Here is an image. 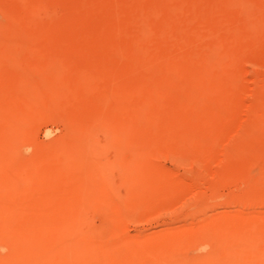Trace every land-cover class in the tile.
<instances>
[{"label": "rangeland", "instance_id": "obj_1", "mask_svg": "<svg viewBox=\"0 0 264 264\" xmlns=\"http://www.w3.org/2000/svg\"><path fill=\"white\" fill-rule=\"evenodd\" d=\"M0 51L12 224L150 262L264 228V0H0Z\"/></svg>", "mask_w": 264, "mask_h": 264}, {"label": "bare ground", "instance_id": "obj_2", "mask_svg": "<svg viewBox=\"0 0 264 264\" xmlns=\"http://www.w3.org/2000/svg\"><path fill=\"white\" fill-rule=\"evenodd\" d=\"M12 33L13 32H11V34ZM121 117L123 118V116ZM115 121L118 120L116 119ZM125 126L124 129L122 127L123 130H125ZM119 127L121 128V126ZM4 165L5 163L3 164V166ZM2 170H4V168H2ZM4 171L7 170L5 169ZM9 186L10 185L6 182L0 183V196L3 197L0 201V264H247V259H249L250 256H255L258 254L261 256L264 255V228H256V222H252L249 224L247 223V225L242 226V228L244 227V229L236 239L234 238L235 235L227 236V234H225L226 237L220 238L218 248L211 252H208V254L204 253L202 249H199V251L202 252L196 253L198 255H196V257L192 258L191 260L182 259L183 257L179 258V255L181 253L178 254V252H180L181 250L180 248L182 246H185L184 244H186L187 246L190 245L187 244L188 241L186 239L180 237H172L168 240L167 238L165 239V241L163 240L162 243L160 242L159 244H157V246H153L150 248L151 252L148 254H152L155 257L154 261L152 262L147 259L148 256L145 255L147 253H143L145 251H142L136 247L134 248L131 245H124L125 243L123 244V246L115 249L108 250L105 248L104 250H100L101 248H99V246V249L90 247L92 245L90 242V246L84 244L82 242L83 239H78L81 235H79V237L77 236L78 238L66 235L62 236V234L61 236L56 234L52 236L49 234H41L39 232H36L35 229L33 230L32 228L31 232H27L25 230V224L23 223L24 221L22 222L20 220V222H17V224L14 225L12 224L15 223L14 221H12L14 219V216H12L10 212L4 211V209L10 205L8 198H6L8 196H6L5 193L8 192ZM3 195H5V198ZM209 234L212 235L211 233ZM218 235H222V233ZM204 236H208V234ZM215 236L216 235L212 237ZM93 237H95V235ZM203 238L205 239V237ZM84 239L86 238L84 237ZM181 239L185 241H182ZM187 239L190 240L189 238ZM207 239L209 238L207 237ZM204 241L207 242V240ZM212 241L213 240H211L210 242L211 245L213 243ZM193 243L194 244L191 245L192 247L195 245V240ZM196 244H198V247L199 245H201L199 243ZM203 246L204 245H202V247ZM207 246L208 245H206V247ZM194 247L196 248L197 246L195 245ZM190 250L193 251V249ZM205 250H207V248Z\"/></svg>", "mask_w": 264, "mask_h": 264}]
</instances>
